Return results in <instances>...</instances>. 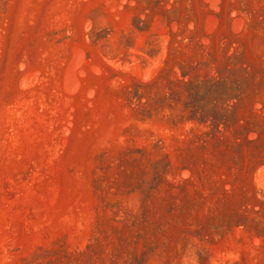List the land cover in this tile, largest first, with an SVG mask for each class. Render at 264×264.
I'll return each instance as SVG.
<instances>
[{
  "label": "rangeland",
  "instance_id": "obj_1",
  "mask_svg": "<svg viewBox=\"0 0 264 264\" xmlns=\"http://www.w3.org/2000/svg\"><path fill=\"white\" fill-rule=\"evenodd\" d=\"M0 264H264V0H0Z\"/></svg>",
  "mask_w": 264,
  "mask_h": 264
}]
</instances>
